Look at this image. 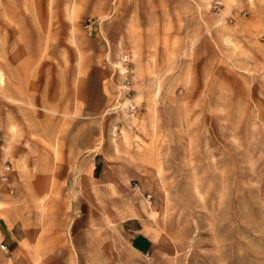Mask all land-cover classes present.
Listing matches in <instances>:
<instances>
[{
    "label": "rangeland",
    "instance_id": "374dc122",
    "mask_svg": "<svg viewBox=\"0 0 264 264\" xmlns=\"http://www.w3.org/2000/svg\"><path fill=\"white\" fill-rule=\"evenodd\" d=\"M118 1L0 0V264H264V0ZM22 172L54 174L76 215L17 262ZM39 184L12 205L32 242Z\"/></svg>",
    "mask_w": 264,
    "mask_h": 264
},
{
    "label": "crops",
    "instance_id": "0c3cea01",
    "mask_svg": "<svg viewBox=\"0 0 264 264\" xmlns=\"http://www.w3.org/2000/svg\"><path fill=\"white\" fill-rule=\"evenodd\" d=\"M121 1L123 2V0ZM88 2H94V6L97 4L98 7L97 8L95 7L96 9H94L95 10L94 13H96V10H99L101 14L107 11L112 13L114 12V8L120 7L119 1L117 3V0H107L108 3L104 2V0H87V3ZM141 2L142 0H140V5H141ZM164 2H165L164 6L167 8L166 9L167 11H170L169 9L170 7L174 9L175 7L174 0H164ZM131 6H134V7L137 6L136 0H133V2L131 3ZM173 12H175L176 14V13H179L180 11L179 10L175 11L174 9ZM90 14H92V11L90 10H87L85 13V15H90ZM116 17H117L116 19H118L119 21H124V18H122V16H119L117 14ZM4 85H5V82L4 83L0 82V86H4ZM11 94L12 96L9 95V97L15 100L16 102L18 101L20 103L21 102L27 103L26 97H24L23 99V97H19L13 93ZM75 94L76 96H78L79 94L78 89H77V93ZM76 98H77V101H79V98L78 97ZM30 99H31V102H29L28 104H31V105L36 104L38 106V103H36L34 99L32 98ZM16 102L8 101V103L14 108H16L17 105H19ZM10 105L5 107L7 109L8 118L11 119V117H18V115L15 114L16 110L10 107ZM43 108L48 110L49 113L51 114L42 112L40 110H34V113L36 114V116H39V115L52 116L54 115V113L57 112L54 107L49 106V105H43ZM9 127L10 128L12 127V123H10ZM55 164L56 162H52L50 166L53 167ZM36 179L32 180L30 175H25L24 172H22L21 176L11 175V178H10L9 185H11V188H10L11 193L8 194L5 202L8 205L7 213L9 215H12V218H10L11 225H8V228H9L8 232L5 235H2V239H3L2 241L6 242V243L4 242V244L6 245L7 249L6 250L1 249V250L11 255L12 258L14 257L15 261L17 262L21 261V258H20L21 254L22 252L25 251L24 249H26V247L29 245L44 248V247H52V246L55 247V246H59L60 244H62V230L63 229L61 227L65 229L68 222L70 224L72 220L75 218L73 215L74 214L76 215V209L74 210V208L76 207V203H74V198H72L73 195L76 196L75 191L72 192V190H69V195L71 198H69L68 200L66 197H63V201L65 205H62L61 202L58 203L60 199L59 195L62 191L61 189L62 185L59 186L58 181H55V179L58 180L56 176H54L53 174V177L49 178V180L47 179L46 176H40L39 177L40 180L39 179L36 180ZM31 181L38 182V183H45L44 185L39 184L37 187H35L36 190L31 192V194L33 193V195L36 194L38 196L37 205L39 206V208L37 209L39 210L36 213L39 214L38 216H44L43 219H41L40 217V219L38 220L40 222L41 228L38 233V236H36V238L33 239L35 240L34 242L30 240V236L21 234L22 230L23 232H25L24 226L22 224H24V222H26L27 219L24 217L22 220H20L21 217L20 219L15 217L16 214L20 215L22 213L25 215L26 213L31 211L30 208L28 209L26 206H22V207L17 206L18 207L17 212L15 213L14 212L15 206L14 207L12 206L14 205V203H23L25 201V198L23 197L25 195V192L28 193L27 191L29 190V188L31 189V187L28 185V184H31ZM48 181L50 182V185L47 187L46 184L48 183ZM25 183L27 184L26 186L24 185ZM44 189L46 190V192L41 194V192ZM14 231H16V233ZM144 236L146 237V239H143L142 236L138 237V239H137V236L133 237L134 244L140 247L141 251L147 250V248H150V246L152 245L151 238L147 234H144ZM140 239H142L143 241L139 242ZM143 245H146V246H143ZM12 258L10 259L11 261H12Z\"/></svg>",
    "mask_w": 264,
    "mask_h": 264
},
{
    "label": "built area",
    "instance_id": "2783aa9c",
    "mask_svg": "<svg viewBox=\"0 0 264 264\" xmlns=\"http://www.w3.org/2000/svg\"><path fill=\"white\" fill-rule=\"evenodd\" d=\"M86 28H88V31L90 33H92L94 31V23H88V24H86ZM1 249L2 250H6L7 249V247H6V245L4 243L1 244Z\"/></svg>",
    "mask_w": 264,
    "mask_h": 264
}]
</instances>
